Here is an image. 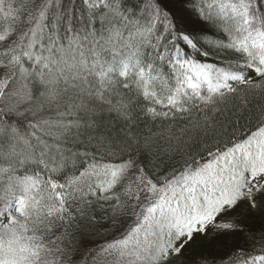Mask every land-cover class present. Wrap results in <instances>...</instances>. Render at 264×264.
Wrapping results in <instances>:
<instances>
[{"label": "snow or ice", "instance_id": "snow-or-ice-1", "mask_svg": "<svg viewBox=\"0 0 264 264\" xmlns=\"http://www.w3.org/2000/svg\"><path fill=\"white\" fill-rule=\"evenodd\" d=\"M0 264H264V0H0Z\"/></svg>", "mask_w": 264, "mask_h": 264}, {"label": "trees", "instance_id": "trees-1", "mask_svg": "<svg viewBox=\"0 0 264 264\" xmlns=\"http://www.w3.org/2000/svg\"><path fill=\"white\" fill-rule=\"evenodd\" d=\"M118 127L119 126H117V128ZM139 130L143 131V132H146V128H145V126L143 124L140 126ZM197 239L199 241L200 238H197ZM200 250L201 249L198 248L196 245L191 246L189 253L186 254V259L194 260L196 258V256L199 254Z\"/></svg>", "mask_w": 264, "mask_h": 264}]
</instances>
